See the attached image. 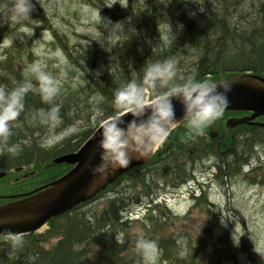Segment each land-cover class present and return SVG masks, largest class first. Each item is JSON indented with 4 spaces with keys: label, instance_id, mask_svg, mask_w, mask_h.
<instances>
[{
    "label": "trees",
    "instance_id": "obj_1",
    "mask_svg": "<svg viewBox=\"0 0 264 264\" xmlns=\"http://www.w3.org/2000/svg\"><path fill=\"white\" fill-rule=\"evenodd\" d=\"M12 3L8 1V5ZM105 10L111 17L118 13V18L130 19L128 31L117 45L116 69L98 78L87 75V112H79L82 98L72 92L60 91L52 102L60 105V119L54 123L60 125L56 130L76 122H83L85 128L52 148H42V138L54 124H44L39 117H33L38 110L47 111L52 105L42 100L41 92L34 86L25 96L24 112L11 124L8 141L27 143H21L22 151L15 157L0 145V171L7 172L0 179V194H13L4 192L10 187H18L15 193L28 191L67 172L71 166L54 164L53 158L77 150L99 125V118L93 120L94 110L110 116L116 90L131 80L140 83L147 64L174 57L178 76L195 73L197 79L213 82L245 73L264 76V0H145L137 11ZM39 16L35 14L38 21ZM164 24L175 31L168 41L162 38L160 27ZM8 29L13 28L7 24L4 30ZM148 32L158 36L154 44L147 43ZM14 46H18L17 41ZM25 52L30 56L29 51ZM24 81L33 84L20 70L17 57L10 55L0 62V88L11 91ZM244 114L224 112L216 124V131H220L213 137V124L203 135L195 136L189 135L182 122L144 165L128 171L93 199L51 219L43 232L23 235L22 247L13 249L6 238L0 237V264H143V257L135 248V241L141 236L158 242L162 264H236L238 251L218 218L213 219L214 232L210 236L200 238L182 229L172 230V224L187 222L188 214H175L165 199L168 189L190 186L191 207L215 216L206 189L209 184L201 182L195 172L202 173L201 168L208 161L211 165L206 168L214 171V180L221 186L226 187L238 176L248 180L253 171L244 172L243 166L258 147L264 146V128L239 125L228 131L224 124L229 116ZM19 168L22 170L16 171ZM28 183L34 184L22 188ZM257 183H264V173ZM9 201L0 199V204ZM135 209H144L142 219L131 220ZM246 244L247 240L242 239L239 249L243 250ZM225 257L228 261L221 262Z\"/></svg>",
    "mask_w": 264,
    "mask_h": 264
},
{
    "label": "rangeland",
    "instance_id": "obj_2",
    "mask_svg": "<svg viewBox=\"0 0 264 264\" xmlns=\"http://www.w3.org/2000/svg\"><path fill=\"white\" fill-rule=\"evenodd\" d=\"M8 1L14 0H0V8L7 6ZM116 2L117 0H37L36 3V0H33L34 11L31 13V19L34 21L15 22L8 17H5L4 21L0 20V62L5 61L10 55L17 57L20 70L33 80V85L38 91H40L39 82L33 69L39 67L59 81L61 92H72L77 98H82L83 104L79 112H87L86 77H89L87 75L95 76L97 71H100V75H105L116 69L114 65L118 60L117 45L122 38V36L103 31L97 22V13L99 12L102 18H108L113 23L123 22L127 30L129 21L122 17L118 18L120 17L118 13L117 17L109 16L105 8L112 10L132 8L133 11H137L145 0ZM110 5L112 6L107 7ZM37 13L40 14L38 17L40 21L35 18ZM7 24L13 28L11 31L4 30ZM160 29L165 41H168L175 32L174 28L167 24L161 25ZM145 38L147 43L152 44L158 40V36L150 32L145 34ZM14 41H17L18 46H14ZM26 50L29 51L30 56L26 54ZM59 125L54 124L42 140L48 137H60L58 140L60 142L63 138L85 128L83 122H76L56 130L55 128H59ZM72 128L76 131L70 132L69 129ZM257 151L259 160L253 159L251 166L246 170L249 171L256 165H264V146L258 147ZM204 165L206 166L202 168V173L198 170L195 173L201 182L209 184L206 189L209 201L214 204L212 208L215 216L206 215L191 207L193 202L188 197V187L175 191L168 189L166 197L171 210L177 215L188 214L187 222L174 223L170 226L171 229H177V231L182 229L202 238L214 232V218L220 220L221 217L222 222L224 218L234 220L235 222L229 221L225 229L231 242L234 227L235 234L241 236L239 246L233 245L238 251L236 264H264V183H257L258 178L264 173V167L254 169L249 174L248 180L238 176L239 178L230 181L228 187H224L214 180V171L206 168L211 163L207 161ZM251 180H253L252 183ZM32 184L34 183H28L22 188L28 189ZM17 188L10 187L8 190H4L6 188L3 190L6 193H15L18 191ZM144 214V209L139 211L135 209L130 218L134 221L140 220ZM242 239H246L247 244L243 250H240ZM219 247L223 249L221 244ZM223 261H228V258L225 257L221 260ZM155 264H162L160 255Z\"/></svg>",
    "mask_w": 264,
    "mask_h": 264
},
{
    "label": "clouds",
    "instance_id": "obj_3",
    "mask_svg": "<svg viewBox=\"0 0 264 264\" xmlns=\"http://www.w3.org/2000/svg\"><path fill=\"white\" fill-rule=\"evenodd\" d=\"M33 11V0H14L11 5L0 8V20L4 21L8 17L15 22L34 21L31 19ZM97 17L100 28L106 33L123 36L128 31L125 30L123 22L113 23L108 18H102L99 12ZM177 63L174 57H169L162 62L147 64L140 83L131 80L116 90L110 116L104 117L100 109L94 110L93 120L99 118L97 131L100 135V154L99 163L91 170L93 175L106 177L110 173L128 168L134 159L146 158L168 140L181 122L189 135L200 136L223 116L228 107L227 92L231 90L230 82L200 80L195 73L178 76ZM129 68L131 69V64ZM33 71L39 82L42 100L52 105L47 111L38 110L33 119L39 117L44 124H54L60 119V105L52 103L60 92V83L39 67ZM100 74L97 71L94 75L98 78ZM161 87L164 90H160ZM33 88L30 81L19 83L11 91L0 88V145H3V151L11 157L18 156L22 151L21 143H27L24 141L9 144L8 141L12 136L11 124L24 112L25 96ZM173 101L182 107V117L179 120ZM127 116L131 119L126 121L124 118ZM69 131L74 132L76 129ZM59 139L60 137L44 138L40 146L45 149L52 148ZM229 221L234 220L224 218L222 222L220 217L222 227H227ZM234 230L235 227L231 239L233 245L238 247L241 236H237ZM0 236L6 238L13 249L24 244V237L20 233L0 232ZM135 248L145 264H155L160 251L155 239L141 236L136 239ZM183 255L182 251L181 256Z\"/></svg>",
    "mask_w": 264,
    "mask_h": 264
},
{
    "label": "water",
    "instance_id": "obj_4",
    "mask_svg": "<svg viewBox=\"0 0 264 264\" xmlns=\"http://www.w3.org/2000/svg\"><path fill=\"white\" fill-rule=\"evenodd\" d=\"M228 81L231 90L227 92L228 107L225 111H245L251 115L244 118H229L228 127L249 123L264 127V123L254 122L264 116V77L247 74ZM177 120L182 117V107L173 101ZM126 121L130 116L124 118ZM100 135L97 129L87 141L73 153L54 159V163L73 165L61 177L25 193L1 195L0 198L15 199L0 205V232L20 233L22 235L40 232L52 218L66 213L80 203L92 199L109 184L115 182L123 173L142 165L144 159H134L128 168L101 177L92 174V168L99 163ZM6 173L0 172V178ZM2 237V236H0Z\"/></svg>",
    "mask_w": 264,
    "mask_h": 264
},
{
    "label": "bare ground",
    "instance_id": "obj_5",
    "mask_svg": "<svg viewBox=\"0 0 264 264\" xmlns=\"http://www.w3.org/2000/svg\"><path fill=\"white\" fill-rule=\"evenodd\" d=\"M151 154V153H150ZM202 169V168H201ZM201 171V170H200ZM186 183V182H185ZM183 187V186H182Z\"/></svg>",
    "mask_w": 264,
    "mask_h": 264
}]
</instances>
